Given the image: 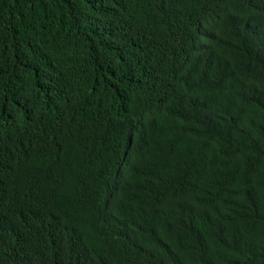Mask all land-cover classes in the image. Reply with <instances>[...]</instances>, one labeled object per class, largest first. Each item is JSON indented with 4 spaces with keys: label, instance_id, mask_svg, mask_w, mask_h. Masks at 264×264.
I'll use <instances>...</instances> for the list:
<instances>
[{
    "label": "trees",
    "instance_id": "obj_1",
    "mask_svg": "<svg viewBox=\"0 0 264 264\" xmlns=\"http://www.w3.org/2000/svg\"><path fill=\"white\" fill-rule=\"evenodd\" d=\"M0 264H264V0H0Z\"/></svg>",
    "mask_w": 264,
    "mask_h": 264
}]
</instances>
